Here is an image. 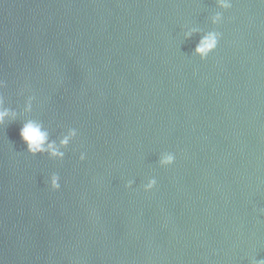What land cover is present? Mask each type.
<instances>
[{
    "label": "water",
    "instance_id": "1",
    "mask_svg": "<svg viewBox=\"0 0 264 264\" xmlns=\"http://www.w3.org/2000/svg\"><path fill=\"white\" fill-rule=\"evenodd\" d=\"M231 3L0 0V264L264 260V0ZM28 120L77 130L63 160Z\"/></svg>",
    "mask_w": 264,
    "mask_h": 264
},
{
    "label": "clouds",
    "instance_id": "2",
    "mask_svg": "<svg viewBox=\"0 0 264 264\" xmlns=\"http://www.w3.org/2000/svg\"><path fill=\"white\" fill-rule=\"evenodd\" d=\"M217 4L221 9L228 10L232 7L231 0H217ZM223 17L220 13H217L213 17V23H221ZM190 36L191 32L186 33ZM221 38V33L218 31H210L204 34L199 43L196 45L195 54L201 59L205 60L218 46V42ZM3 82L0 81V88H2ZM33 97L29 98V103L27 105V110H31V100ZM9 116V110L2 107V100H0V124H3L5 119ZM77 130L75 128H69L66 134L62 135L59 139V143L49 139V133L44 130L41 123L34 120H28L20 129V137L26 145L27 152L33 156L37 154L43 155L47 154L50 159L63 160L65 152L62 149L68 148L69 144L77 137ZM86 154L81 152L79 155V160L84 161ZM175 162V155L171 152H163L159 157V164L161 167H167ZM48 183L52 191H59L60 177L56 173L50 175ZM134 181H127L125 187L131 188ZM157 184L155 178L148 179L147 183L143 185L145 192L151 191ZM261 213H264V209H260ZM253 264H264V260L254 261Z\"/></svg>",
    "mask_w": 264,
    "mask_h": 264
}]
</instances>
